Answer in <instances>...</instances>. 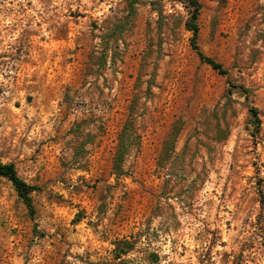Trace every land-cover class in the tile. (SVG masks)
Wrapping results in <instances>:
<instances>
[{"label": "rangeland", "instance_id": "rangeland-1", "mask_svg": "<svg viewBox=\"0 0 264 264\" xmlns=\"http://www.w3.org/2000/svg\"><path fill=\"white\" fill-rule=\"evenodd\" d=\"M198 2L226 75L176 0H0V160L35 187L0 177V264H264V0Z\"/></svg>", "mask_w": 264, "mask_h": 264}, {"label": "trees", "instance_id": "trees-1", "mask_svg": "<svg viewBox=\"0 0 264 264\" xmlns=\"http://www.w3.org/2000/svg\"><path fill=\"white\" fill-rule=\"evenodd\" d=\"M176 1L182 3L186 8L189 9V18L185 22V28L187 31L191 33L190 46L197 54L199 60L202 63L209 66L216 73L220 75H226L227 69L223 68L221 64L215 62L211 58L203 55L197 47L196 44V40L198 36L197 19L200 10V3L198 2V0H176ZM250 114L251 117H253V119L258 123L257 111L255 109H251ZM131 134H133V129L131 127L127 126L123 128L119 139V146L117 148L114 157L115 168L119 167L125 151H127L130 145L133 144L132 142L128 141ZM0 177L6 179L12 185L18 198L25 205V207L29 211V214L32 215L33 208H32L31 194L35 191V187L28 185L17 175V172L13 164H4L1 162V160H0Z\"/></svg>", "mask_w": 264, "mask_h": 264}]
</instances>
